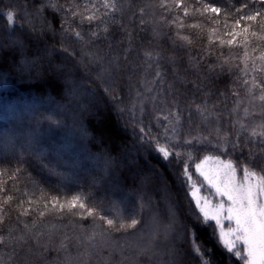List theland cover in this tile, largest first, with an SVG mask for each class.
Listing matches in <instances>:
<instances>
[{
	"label": "trees",
	"instance_id": "trees-1",
	"mask_svg": "<svg viewBox=\"0 0 264 264\" xmlns=\"http://www.w3.org/2000/svg\"><path fill=\"white\" fill-rule=\"evenodd\" d=\"M116 3L121 8L118 18L131 32L130 48L127 41L116 43L123 33L114 32L111 22L108 40L103 38L104 25L96 29L101 38L87 44L74 35L71 38L61 35V13L52 5L77 4L80 5L77 11H84L85 0H0V137L10 139L4 149L0 147V188L4 189L0 200L5 194L14 197L11 211L9 205H4L14 229H22L25 223L31 226L36 221L33 232L38 235L25 238L28 264H172L176 252L190 253L186 257L189 264H200L191 252V234L180 235L179 224L171 219L168 209L177 204L179 222L189 225L196 233L195 243L201 245V252L210 264H243L219 244L214 222H207L206 227H197L194 223L192 214L199 213L184 183L174 178L179 175L176 158H170V170L157 155L140 149L134 136L142 117H147L152 131L157 132V122L164 123L165 116L172 119V114L179 111L184 126L181 139L188 136L187 126L191 123L192 136L199 134L216 143L209 135L216 117L205 119L195 109V104H201L202 100L207 101L211 111H218L212 105L224 108L222 114L218 112L222 123L227 122L233 108L236 111L232 112L231 120L235 127H240L237 120L245 127L260 123V102L250 104L243 88L236 89L239 96H232L231 80L203 72L202 62L196 55L208 48L215 52L219 43L217 33L220 38H227L224 25L232 23L234 7L240 4L238 0H199V3L184 0L190 13L184 17L185 25L196 23L199 27L179 29L180 35L188 36L192 44L177 48L176 45L184 42L176 38L173 43L167 37H175L177 28L171 21L178 20V16L160 7L163 3L170 4L171 0H116ZM207 3L223 10L218 21L193 12L192 5L199 8ZM140 8L144 9L143 19L147 22L143 31L139 25ZM8 12L14 13V25L7 19ZM91 27L94 25H81L78 18H72L69 31H80L84 41H88ZM212 28L217 33H212ZM62 47L68 51H62ZM233 52H242V49H233ZM224 53L229 55L227 49ZM117 56L120 68L109 66L111 76L102 74L100 62H93L94 57H103L107 62ZM158 63L164 74L163 84L155 71ZM192 82L203 91L195 92ZM105 89L109 93L114 90L121 98L118 108L124 110L122 113L118 114L117 107L112 106ZM161 91L165 92L164 97L159 95ZM221 92L227 94L224 104H220ZM173 99L178 107H173ZM244 108L249 110L247 115ZM17 136L21 137L16 139ZM249 136V132L241 135L243 151L234 152L231 145L227 152L203 145L184 148L182 158L189 163L193 179L202 182L194 170L193 160L200 162L205 155L220 156L225 161L231 159L239 172L248 165L250 170L259 173L264 138L256 136L246 140ZM249 149L256 164L249 163ZM67 165L74 166L75 170ZM16 167H26L27 173L14 174ZM153 167L164 173L166 190L164 181L152 172ZM100 175L111 182L90 187L92 177ZM132 176L136 179H131ZM78 184L95 192L96 199L110 204L114 213L123 211L126 220L127 209L144 204L138 216L141 225L128 233H112L111 243L97 236L93 241L96 246L90 247L88 237L94 230L99 231L94 229L91 218L81 219L56 210H50L44 217L38 216L35 209L38 205L43 208L41 196L49 201L52 196H59L61 200L70 198L80 191ZM201 194L211 200L216 197L207 186L201 189ZM21 200L25 208L29 207V200L37 203L31 206L27 217L17 222L21 211L17 204ZM14 235L19 237L23 232L15 231ZM0 261L24 264L19 255L13 254L11 245L0 246Z\"/></svg>",
	"mask_w": 264,
	"mask_h": 264
},
{
	"label": "snow or ice",
	"instance_id": "snow-or-ice-1",
	"mask_svg": "<svg viewBox=\"0 0 264 264\" xmlns=\"http://www.w3.org/2000/svg\"><path fill=\"white\" fill-rule=\"evenodd\" d=\"M199 3V0H197ZM240 7H234V15L232 17V23H225V35L227 38H220L216 28H212V33H217V39L219 41L215 52L210 48L202 49L196 53L202 62V70L205 73H211L216 75L217 78H223L225 80H231L232 87L229 90L232 96H239L237 88L244 89L245 98L251 104L253 101H259L261 111L259 114L260 123L249 125L245 127L239 120L236 121L240 127H235L231 120L232 112L236 109L233 108L229 111V119L226 123H222L218 112L222 114L224 108H220L218 105H212L211 107L218 111H211L208 107L207 101L202 100L201 104H195V109L201 116L205 117L214 116L216 120L214 126H210L209 135L216 140L213 143L212 140H208L202 135H191L192 125L188 124L189 133L183 139L180 138V133L183 130V125L180 119V113L177 111L172 114V119L168 116L164 117V123L157 122L158 131H152V123L147 117H142L136 125V131L134 136L137 139V143L140 149H145L149 154L157 155L164 163L166 167L170 166V158H176V166L179 175L174 178L176 181L183 182L188 191V195L194 201L195 207L198 210L199 215L193 213L194 223L197 227L207 226V222L212 221L217 229V236L219 244L228 252L234 254L236 258L243 261V264H264V147H261L259 160L260 172L250 170L248 165L243 167V178L237 180L236 167L231 159L227 161L222 160L220 156L205 155L200 162L193 160V166L195 172L201 178L200 183L193 179L192 172L189 171V163L182 158L184 148H195L197 145H203L204 147H212L215 149H223L228 151V145H231L232 150L235 152L240 148L241 135L244 132H249L251 137L260 136L264 138V0H238ZM52 7L59 13H61V35L71 38L75 36L77 40L84 42L85 44L93 42L101 38L100 33L96 30L100 25H104L102 32L103 38L108 40L109 37V22L114 25V32L123 33L122 39H117L116 43L128 42L129 48L131 47V32L123 24L122 20L118 18L117 14L121 12L120 6L116 3V0H85L84 11H77L80 5L72 4L70 6L56 5ZM160 7L167 13L177 14L178 20H172L171 24L177 28L175 37L168 36L167 39L175 43L176 38L183 41V44L176 45L177 48H183L186 45H191L192 40L188 36H181L179 29L185 27L198 28L199 25L193 23L191 25H185L184 17H189V6L184 3V0H171V3H163ZM193 12L199 13L201 16H209L218 21L219 14L223 11L220 7H217L214 3L201 4L199 8L192 5ZM43 6H41L42 12ZM141 19L139 25L143 31L146 21L143 19L144 9L140 8ZM90 13V14H87ZM7 19L14 25L15 16L14 13L8 12ZM135 16V13L132 14ZM72 18H78L81 25L88 24L94 25L89 29L90 40L84 41L80 31H69L72 28ZM239 38V40L237 39ZM110 46H111V42ZM211 44V39L209 40ZM227 49L229 55L225 56L224 50ZM233 49H242V52H233ZM64 52L68 51L67 47H62ZM127 51V49H126ZM188 55H192L189 50ZM127 58L126 56L124 57ZM163 59H170L164 57ZM120 57L109 58L107 62L103 57H94L93 62H100L103 69L102 74H108L109 66L115 67L117 70L120 68ZM239 60L240 63H234ZM242 65V66H241ZM156 75L161 84L164 81V74L160 70L159 63L155 69ZM199 76V74H198ZM112 87V84L109 85ZM195 92H202L203 90L195 83L192 82ZM109 94L113 101V107H117V112L122 113L124 110L118 108V103L122 102L121 98L112 93H109L108 89L104 90ZM161 97L166 94L164 91L159 93ZM221 97L220 104H224L227 100V94L224 92L219 93ZM173 107H178L176 100L172 101ZM239 107V102L237 103ZM244 113H249L248 108H244ZM51 119V117H48ZM191 120V114L188 117ZM234 137V139H233ZM163 142V143H162ZM195 142V143H193ZM261 144L264 145V139L261 140ZM137 154H139V151ZM190 155V154H189ZM253 151L249 149L248 157L250 164H256L257 161L252 159ZM146 160V157H145ZM214 161L213 166H208V161ZM7 163H11L8 161ZM21 165L24 163L20 162ZM105 161V167L107 166ZM74 171V166L67 165ZM21 172L27 173L26 167H16L14 174ZM152 172L157 174L165 183V190L167 189V181L163 172L153 167ZM30 175V173H29ZM131 179L135 180L136 176H132ZM111 182L106 181L105 176H93L89 181L90 187H96L98 184ZM145 181L142 180V183ZM207 186L209 189H213L215 195L219 197L217 203H213L207 196L201 194V189ZM80 191L71 197H64L61 200L59 196H52L50 201L41 196L43 201V208L36 207L35 211L39 217H44L50 210H56L61 214H69L72 216H79L81 219L91 218L94 229L99 231H93L92 235L88 237L89 246L95 247L94 238L97 236L101 241L105 243H111L112 233H128L130 229H136L137 225H141V219L138 218L139 214L144 210V204L138 203L134 208L127 209L129 218L126 220L123 215V211L113 212V208L110 204H105L103 199H96V193L88 190L87 187L80 186ZM4 192L3 188H0V193ZM115 194V193H114ZM141 200L144 197L140 198ZM151 202V197H148ZM14 201L12 195L5 194L3 199L0 200V246H12V252L14 255H19L24 261V264H28L26 256L28 254L27 239H32L38 233H34L33 229L36 228V221L34 220L29 226L27 223L23 225L22 229H14L11 226V220L8 219V212L5 211L4 205H9V211H11V203ZM24 201H20L17 204L20 215L16 217V221L19 222L21 217H27L32 210L31 206L36 204V201L29 200V207H23ZM51 204V209L49 208ZM179 205L169 207V212L172 221L179 224L180 235L184 233H190L192 237L191 252L195 253L199 258L200 264H210V261L204 258V253L201 252V245L195 243L196 233L192 228L179 222V213L176 209ZM105 213H108L106 215ZM115 218H110L111 216ZM8 221L7 223L5 221ZM202 221L204 222L202 224ZM230 222L228 228H225L224 222ZM103 225L107 227L104 228ZM15 231L23 232L22 236H15ZM243 246V252L241 247ZM175 260L172 264H189L186 259L190 253L176 252L174 253ZM0 264H4L0 261Z\"/></svg>",
	"mask_w": 264,
	"mask_h": 264
},
{
	"label": "rangeland",
	"instance_id": "rangeland-1",
	"mask_svg": "<svg viewBox=\"0 0 264 264\" xmlns=\"http://www.w3.org/2000/svg\"><path fill=\"white\" fill-rule=\"evenodd\" d=\"M12 120V119H11ZM23 136V135H22ZM19 137H21V136H19ZM19 137L17 136L16 137V139H19ZM9 140L10 139H8V137L7 136H2V137H0V147L2 148V149H4L5 147H6V145H7V142H9ZM213 164H214V161H208V166L209 167H211V166H213ZM236 178H237V180H242V178H243V172H239V170H237L236 169ZM213 192H214V190L213 189H211ZM214 194H215V192H214ZM216 196V195H215ZM214 196V197H215ZM211 200V199H210ZM218 200H219V197H215V199H212L211 201L213 202V203H217L218 202ZM212 222V221H211ZM215 225V224H214ZM229 225H230V222H228V221H225L224 222V226H225V228H228L229 227ZM216 228V227H215ZM216 234H217V229H216ZM218 237V236H217ZM241 247V251L243 252V246L241 245L240 246ZM234 255V254H233Z\"/></svg>",
	"mask_w": 264,
	"mask_h": 264
}]
</instances>
